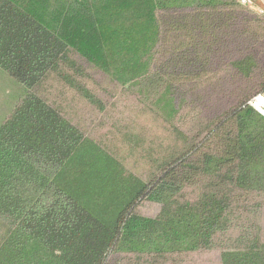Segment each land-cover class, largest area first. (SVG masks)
Returning a JSON list of instances; mask_svg holds the SVG:
<instances>
[{"label": "trees", "instance_id": "16d2710c", "mask_svg": "<svg viewBox=\"0 0 264 264\" xmlns=\"http://www.w3.org/2000/svg\"><path fill=\"white\" fill-rule=\"evenodd\" d=\"M0 70L21 87L0 123V264H264V12L0 0ZM70 93L111 132L67 114Z\"/></svg>", "mask_w": 264, "mask_h": 264}, {"label": "rangeland", "instance_id": "374dc122", "mask_svg": "<svg viewBox=\"0 0 264 264\" xmlns=\"http://www.w3.org/2000/svg\"><path fill=\"white\" fill-rule=\"evenodd\" d=\"M87 83L89 86H92L94 89L98 90L99 91L98 93H100L104 99L110 98L114 95L113 92H110L109 90H105L106 89L105 84L103 83V81H101L97 77L90 78L87 81ZM97 85H104L105 87L102 88ZM20 92H21V87L18 84H16L8 75H6L0 70V123L9 116L11 110L13 109L16 103L17 97ZM59 94L58 92L55 91L54 96L57 98H60L61 96ZM70 94L73 95L72 93ZM73 96L74 97L71 96V98L67 97L65 100L67 101V105H68V108H66L67 114L73 113L74 117L79 119L85 126H87L89 131L92 132L93 135L95 136L103 134V133L106 134V133L111 132L110 127L113 128L111 124L114 122L115 116H111V118L109 119H102L101 123L105 124V125H102L100 122L90 119L89 118L90 116L87 114L88 110L87 109L82 110V108H79L77 105V102L75 101L78 98L75 95ZM112 110H118V109L112 108ZM145 121H139V126L145 123ZM118 145H119V148H118L119 154L121 156L126 155V151L124 150V148H122L120 144ZM127 159H131V157ZM127 166L134 168L135 158L134 160L133 159L129 160V163L127 164ZM145 212L152 214L151 210H145ZM259 215H261L260 221L264 223V210H262L259 214H256V217H258ZM237 217H239L238 214H236L235 218ZM245 217H247V219H252L255 216L252 214H249ZM237 233L238 232L236 229V230H232L228 235L234 237L236 236ZM197 262L199 264H218L219 262L218 249H213L212 251L207 252L204 255H201L200 257L197 258Z\"/></svg>", "mask_w": 264, "mask_h": 264}, {"label": "built area", "instance_id": "2783aa9c", "mask_svg": "<svg viewBox=\"0 0 264 264\" xmlns=\"http://www.w3.org/2000/svg\"><path fill=\"white\" fill-rule=\"evenodd\" d=\"M242 6L255 8L257 12H264V0H236ZM249 106L264 117V93L254 96L249 101Z\"/></svg>", "mask_w": 264, "mask_h": 264}, {"label": "crops", "instance_id": "0c3cea01", "mask_svg": "<svg viewBox=\"0 0 264 264\" xmlns=\"http://www.w3.org/2000/svg\"><path fill=\"white\" fill-rule=\"evenodd\" d=\"M253 10H254V11H256V9H255V8H253ZM256 12H257V11H256Z\"/></svg>", "mask_w": 264, "mask_h": 264}]
</instances>
